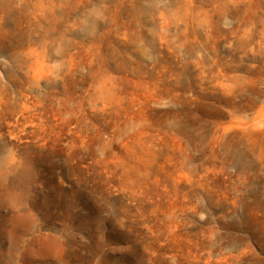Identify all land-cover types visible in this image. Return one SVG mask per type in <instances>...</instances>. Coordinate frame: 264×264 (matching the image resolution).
Masks as SVG:
<instances>
[{
	"label": "rangeland",
	"instance_id": "1",
	"mask_svg": "<svg viewBox=\"0 0 264 264\" xmlns=\"http://www.w3.org/2000/svg\"><path fill=\"white\" fill-rule=\"evenodd\" d=\"M0 264H264V0H0Z\"/></svg>",
	"mask_w": 264,
	"mask_h": 264
}]
</instances>
